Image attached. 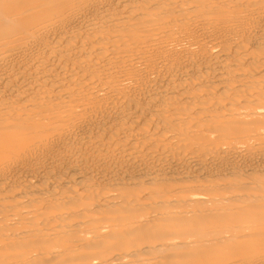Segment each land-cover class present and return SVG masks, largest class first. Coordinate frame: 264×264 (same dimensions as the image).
I'll use <instances>...</instances> for the list:
<instances>
[{"label": "bare ground", "instance_id": "bare-ground-1", "mask_svg": "<svg viewBox=\"0 0 264 264\" xmlns=\"http://www.w3.org/2000/svg\"><path fill=\"white\" fill-rule=\"evenodd\" d=\"M0 264H264V0H0Z\"/></svg>", "mask_w": 264, "mask_h": 264}]
</instances>
